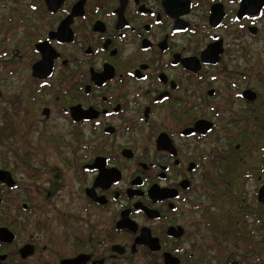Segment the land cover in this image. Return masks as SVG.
Instances as JSON below:
<instances>
[{
    "label": "flooded vegetation",
    "instance_id": "flooded-vegetation-1",
    "mask_svg": "<svg viewBox=\"0 0 264 264\" xmlns=\"http://www.w3.org/2000/svg\"><path fill=\"white\" fill-rule=\"evenodd\" d=\"M263 20L264 0H0V264H264V76L231 67Z\"/></svg>",
    "mask_w": 264,
    "mask_h": 264
},
{
    "label": "rangeland",
    "instance_id": "rangeland-1",
    "mask_svg": "<svg viewBox=\"0 0 264 264\" xmlns=\"http://www.w3.org/2000/svg\"><path fill=\"white\" fill-rule=\"evenodd\" d=\"M260 28L262 31L258 35V37L253 39V36L248 35L242 41L234 40V43L231 44L234 54V61L231 62V67L239 73L245 72L246 75L249 76L247 77L249 80L252 77L258 78L264 76V20L261 22ZM238 78L241 77L238 76ZM253 78L252 80H256ZM59 131H61L60 128ZM35 138L36 136L34 137V139ZM81 203L82 199L78 197L74 203V207L78 212L81 210ZM57 205H59V207L61 208L66 207L64 199L57 202ZM187 228L191 231L194 238L192 237V239H185L182 244L183 248H185L189 253L193 252L194 254L202 253L213 256V254L216 253L211 245L204 246L200 244L202 243V240L205 236L197 235L198 231L195 230L194 227L188 225ZM200 232L201 231H199V233ZM202 233L205 234L206 231H202ZM198 239H200L201 241H198ZM207 241L209 242V240ZM140 264H142V262H140Z\"/></svg>",
    "mask_w": 264,
    "mask_h": 264
},
{
    "label": "water",
    "instance_id": "water-1",
    "mask_svg": "<svg viewBox=\"0 0 264 264\" xmlns=\"http://www.w3.org/2000/svg\"><path fill=\"white\" fill-rule=\"evenodd\" d=\"M263 198H264V187L261 189V193H260V199H263ZM137 241L139 243H144V244L149 245L151 249L154 251L160 250L161 248L160 244L158 243V239L152 237L149 229H143ZM164 262L165 264H180L179 259L177 257H174L171 253H168V252L164 254Z\"/></svg>",
    "mask_w": 264,
    "mask_h": 264
}]
</instances>
